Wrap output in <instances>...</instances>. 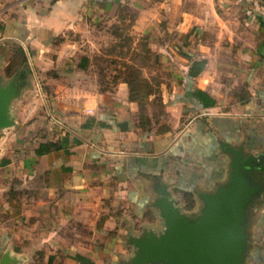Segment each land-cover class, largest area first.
Segmentation results:
<instances>
[{
  "label": "crops",
  "instance_id": "obj_1",
  "mask_svg": "<svg viewBox=\"0 0 264 264\" xmlns=\"http://www.w3.org/2000/svg\"><path fill=\"white\" fill-rule=\"evenodd\" d=\"M24 63L0 133V264H126L131 236L163 229L161 188L194 215L229 146L264 155V0H0V74ZM249 235L264 264V190Z\"/></svg>",
  "mask_w": 264,
  "mask_h": 264
},
{
  "label": "water",
  "instance_id": "obj_2",
  "mask_svg": "<svg viewBox=\"0 0 264 264\" xmlns=\"http://www.w3.org/2000/svg\"><path fill=\"white\" fill-rule=\"evenodd\" d=\"M29 66L9 81L0 74V133L17 125L12 108L28 86ZM232 154L227 181L212 192L199 194L202 207L189 215L176 204L168 187L159 190L155 203L163 229H147L131 236L134 255L126 264H248L249 222L252 206L263 193L264 155Z\"/></svg>",
  "mask_w": 264,
  "mask_h": 264
},
{
  "label": "rangeland",
  "instance_id": "obj_3",
  "mask_svg": "<svg viewBox=\"0 0 264 264\" xmlns=\"http://www.w3.org/2000/svg\"><path fill=\"white\" fill-rule=\"evenodd\" d=\"M123 36V35H122ZM114 45H116L115 46V50H130V51H134L135 50V52H136V50L138 49V50H150V48H149V46H148V44H139V45H137L136 46V48H135V45H133V44H131V43H127L126 42V44H125V46H119V45H117V41L114 43ZM108 47H110V45L108 46ZM124 47H126V48H124ZM129 47V48H128ZM149 62H150V58L148 57V56H146L145 58H136L135 59V62H134V64L132 65V70H139L138 69V63H141V64H149ZM139 82V81H138ZM142 86H144V83L142 84ZM150 90L149 89H146V87H145V89L144 90H142L141 92H139L140 94H141V96H144L145 94L147 95V94H149V93H152L151 91L149 92Z\"/></svg>",
  "mask_w": 264,
  "mask_h": 264
},
{
  "label": "trees",
  "instance_id": "obj_4",
  "mask_svg": "<svg viewBox=\"0 0 264 264\" xmlns=\"http://www.w3.org/2000/svg\"><path fill=\"white\" fill-rule=\"evenodd\" d=\"M132 74H133L132 77L134 78V81H135V82H138V80H139V79H138V78H139L138 71H137V70H134V71L132 70ZM135 82H134V83L132 82V87H133V85H135V86L137 85V83H135ZM141 91H142V90H139V91H138V90H133V89H132V96H133V97H137L138 95H141V94L139 93V92H141ZM145 95H146V94H145Z\"/></svg>",
  "mask_w": 264,
  "mask_h": 264
}]
</instances>
